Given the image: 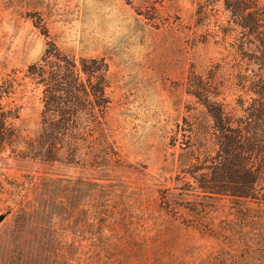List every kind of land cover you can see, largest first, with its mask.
Returning a JSON list of instances; mask_svg holds the SVG:
<instances>
[{
	"label": "rangeland",
	"instance_id": "obj_1",
	"mask_svg": "<svg viewBox=\"0 0 264 264\" xmlns=\"http://www.w3.org/2000/svg\"><path fill=\"white\" fill-rule=\"evenodd\" d=\"M196 6L194 0H0V77L23 81L52 39L76 57H104L112 99L102 127L73 141L74 161L0 155V264L12 245L11 197H27L37 208L50 202L54 214L33 219L39 234L54 235L58 253L50 264H203L222 241H233L235 203L198 188L196 177L219 146L212 118L188 88L222 63L219 99L234 104L229 73L238 60L207 37L217 26L197 24ZM17 86L4 102L20 106L16 124L35 136L44 86ZM220 231L222 240L215 237Z\"/></svg>",
	"mask_w": 264,
	"mask_h": 264
},
{
	"label": "trees",
	"instance_id": "obj_2",
	"mask_svg": "<svg viewBox=\"0 0 264 264\" xmlns=\"http://www.w3.org/2000/svg\"><path fill=\"white\" fill-rule=\"evenodd\" d=\"M194 2L197 24L215 22L217 27L206 32L207 37H214L238 60L229 73L236 94L234 104L219 99L222 63L209 71L207 78L191 79L188 88L212 118L219 146L212 165L196 177L198 188L206 196L232 200L238 225L229 229L233 241H222L221 250L212 252L203 264H264V0ZM218 6L226 12L223 20ZM47 44L41 59L24 71L23 81L12 74L0 77V155L74 161L78 149L73 141L94 134L105 121L112 102L107 92L111 78L106 59L76 57L52 39ZM27 81L44 86V106L35 136L24 135L16 124L20 106L4 102L17 92V85ZM8 201V210L14 215L12 245L2 264H50L58 253L54 235L39 234L33 226L34 216L47 220L49 213L54 214L50 202L37 208L24 196ZM39 212L48 214H36ZM252 233H258L262 241H256ZM220 236H224L221 231L215 235L222 240Z\"/></svg>",
	"mask_w": 264,
	"mask_h": 264
},
{
	"label": "water",
	"instance_id": "obj_3",
	"mask_svg": "<svg viewBox=\"0 0 264 264\" xmlns=\"http://www.w3.org/2000/svg\"><path fill=\"white\" fill-rule=\"evenodd\" d=\"M2 219H3V216L0 217V220H2Z\"/></svg>",
	"mask_w": 264,
	"mask_h": 264
}]
</instances>
